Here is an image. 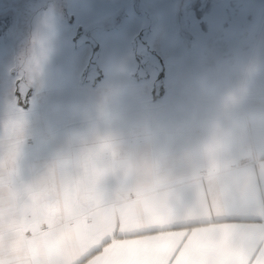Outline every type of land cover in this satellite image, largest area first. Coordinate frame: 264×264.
<instances>
[{
  "label": "clouds",
  "instance_id": "obj_1",
  "mask_svg": "<svg viewBox=\"0 0 264 264\" xmlns=\"http://www.w3.org/2000/svg\"><path fill=\"white\" fill-rule=\"evenodd\" d=\"M49 21H38L31 48L18 66L17 103L39 82L50 50ZM230 81L225 92L212 85ZM211 106L197 130L176 145L170 138L147 134L143 141L126 147L107 120L76 130L43 170L25 164L27 122L22 112L4 121L0 134V205L6 217H29L43 206L50 193H60L73 182L98 206L128 201L154 204L161 216L196 215L199 203L208 200L214 215L223 210L227 197L251 200L264 206V52L242 63L237 70L231 59L217 61L204 78ZM107 96H102L105 114ZM118 185L106 195L109 182ZM195 193V202L178 207L182 186ZM243 240L233 241L238 248ZM90 257L82 258L87 264Z\"/></svg>",
  "mask_w": 264,
  "mask_h": 264
},
{
  "label": "rangeland",
  "instance_id": "obj_2",
  "mask_svg": "<svg viewBox=\"0 0 264 264\" xmlns=\"http://www.w3.org/2000/svg\"><path fill=\"white\" fill-rule=\"evenodd\" d=\"M44 17L50 25L47 61L59 68L71 64L69 77L81 57L96 60L109 87L107 104L110 100L117 106L125 102L130 110L136 106L133 100L139 98L131 86L135 71L142 76L157 66L142 86L149 87L147 83L155 79L157 71V77L165 85L170 82L175 90L189 89L192 82L203 87L217 61L231 59L238 70L264 52V0H0V110L13 109L19 95L17 61L21 63L31 48L38 21ZM73 17L76 21L72 23ZM80 25H87L85 32L90 37L96 33L97 56L92 57L87 47L79 56L68 51L69 39L61 35L65 27L72 30ZM133 46L139 63L146 60L137 70ZM44 72V80L50 73H59ZM42 81L39 78L35 94ZM229 86V80L212 85L216 92L227 91ZM114 88L128 91V97L113 94ZM38 98L32 97L31 102ZM92 99L100 97H88V102Z\"/></svg>",
  "mask_w": 264,
  "mask_h": 264
},
{
  "label": "snow or ice",
  "instance_id": "obj_3",
  "mask_svg": "<svg viewBox=\"0 0 264 264\" xmlns=\"http://www.w3.org/2000/svg\"><path fill=\"white\" fill-rule=\"evenodd\" d=\"M29 217L0 205V264H264V206L227 197L213 215L161 216L147 201L100 207L67 182ZM242 210V214H238ZM243 243L233 248V241Z\"/></svg>",
  "mask_w": 264,
  "mask_h": 264
},
{
  "label": "crops",
  "instance_id": "obj_4",
  "mask_svg": "<svg viewBox=\"0 0 264 264\" xmlns=\"http://www.w3.org/2000/svg\"><path fill=\"white\" fill-rule=\"evenodd\" d=\"M74 21L76 18L73 17L72 23ZM69 29L65 27L66 31L61 35L69 39L67 43L65 41L68 51L79 56L78 52L87 47L91 49L92 57L98 55L100 47L96 41V33L90 37L85 32L87 25ZM90 38L94 39V43ZM134 52L137 57V70L146 60L142 58L139 63L135 48ZM83 59L81 57L80 61H75V72L69 77L67 76L71 64L59 68L46 59L42 71L58 70L59 73H50L45 80L43 76L47 75L46 72L41 73L39 78L43 80V84L38 94H35L33 87L26 100L18 104L15 98L13 109L0 110V134L4 131V121L17 112H22L27 122L25 164L34 172L43 170L44 164L59 153L62 145L74 131L87 129L105 120L110 122L112 131L126 147L140 144L147 134L170 138L178 145L197 130L211 106L210 100L207 99L208 90L204 86L200 87L192 82L189 89L181 87L175 90L171 88L170 82L165 85L164 79L157 77V71L155 79L147 83L149 87L142 86V81L145 77L152 76L151 73L156 70V66L142 76H136L135 71L131 86L134 87V96L139 98L133 100L136 105L133 109H127L125 102L124 105L117 106L110 100L109 104L107 102L105 105V114L102 115L100 105L102 96L108 97V84L102 79L104 74L96 60L91 62V58ZM19 64L17 61L16 69ZM81 77L85 78L80 79ZM115 92L122 97H128L126 90L114 88L113 94ZM32 97H39L38 101L31 102ZM88 97H100V100L96 98L88 102ZM117 188L118 185L114 181L109 182L106 186V195L114 196ZM178 197V207L195 202L194 191L186 185L179 189ZM238 214H242V210H238Z\"/></svg>",
  "mask_w": 264,
  "mask_h": 264
}]
</instances>
